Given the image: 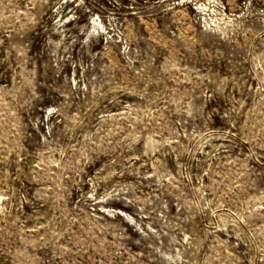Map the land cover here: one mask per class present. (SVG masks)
<instances>
[{"label":"rangeland","instance_id":"obj_1","mask_svg":"<svg viewBox=\"0 0 264 264\" xmlns=\"http://www.w3.org/2000/svg\"><path fill=\"white\" fill-rule=\"evenodd\" d=\"M0 264H264V0H0Z\"/></svg>","mask_w":264,"mask_h":264}]
</instances>
